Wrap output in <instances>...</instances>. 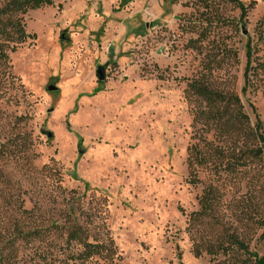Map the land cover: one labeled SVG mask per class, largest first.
Segmentation results:
<instances>
[{
	"label": "rangeland",
	"instance_id": "374dc122",
	"mask_svg": "<svg viewBox=\"0 0 264 264\" xmlns=\"http://www.w3.org/2000/svg\"><path fill=\"white\" fill-rule=\"evenodd\" d=\"M241 1L245 16L230 0H54L24 16L35 37L0 60V264H234L209 252L226 232L264 254V158L191 86L238 95L242 129L264 123V0ZM74 224L113 258L87 256Z\"/></svg>",
	"mask_w": 264,
	"mask_h": 264
},
{
	"label": "trees",
	"instance_id": "16d2710c",
	"mask_svg": "<svg viewBox=\"0 0 264 264\" xmlns=\"http://www.w3.org/2000/svg\"><path fill=\"white\" fill-rule=\"evenodd\" d=\"M230 1L240 7L242 16L246 15L247 6L241 0ZM53 2L54 0H8L5 4L0 6V60H2L3 64L9 62L8 50L15 51L27 39L35 37V34H31L26 30L24 16L32 9L45 7ZM248 58L249 60L251 59L250 46L248 48ZM10 74L12 75L11 72ZM191 86L196 89L201 96L210 101L212 107H215L218 101H221L224 105L222 110L224 114L219 113V117L223 120L225 119L224 116L227 114H229V116L225 121H222V126H220V128L225 131L227 135L235 134L233 131L240 130V134L245 132L248 139L252 140V143L249 145L247 142H243L242 147L239 148L245 156L251 155L255 158H264V123H258L255 130L253 128H249L250 131L242 129L245 127L246 123H248L249 117L244 112L243 104L238 95L212 91L207 86L198 84L197 81L192 83ZM232 144L235 145L234 141ZM202 160L203 159L198 158L196 147L194 155L192 154L189 159L190 166L193 167L197 163H203ZM211 161L214 163L213 160ZM194 180L195 179H192L191 181L194 182ZM212 193L213 192L209 190L202 196L200 201L201 210L194 214L203 216L210 213L213 202ZM69 239L83 243L84 253L87 256L102 254L108 258H113L116 253V247L112 243L106 244L97 239L89 241V235H87V232L81 225H73L69 233ZM216 247V249L210 248L209 252L216 255L222 253L232 256L234 264H264V254L260 255L258 252L251 251L246 240L235 232H226L224 240L220 241ZM196 253L200 254L199 249H196Z\"/></svg>",
	"mask_w": 264,
	"mask_h": 264
},
{
	"label": "water",
	"instance_id": "95a60500",
	"mask_svg": "<svg viewBox=\"0 0 264 264\" xmlns=\"http://www.w3.org/2000/svg\"><path fill=\"white\" fill-rule=\"evenodd\" d=\"M96 74L100 80H104L106 77L104 67L99 66L97 71H96ZM53 88H54L53 86H49V89H53ZM50 135H52V133H50Z\"/></svg>",
	"mask_w": 264,
	"mask_h": 264
}]
</instances>
